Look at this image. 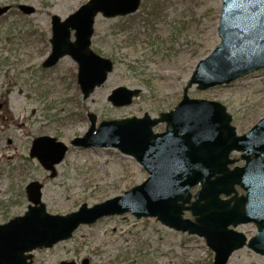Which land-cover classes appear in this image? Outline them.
Wrapping results in <instances>:
<instances>
[{"label":"rangeland","instance_id":"obj_1","mask_svg":"<svg viewBox=\"0 0 264 264\" xmlns=\"http://www.w3.org/2000/svg\"><path fill=\"white\" fill-rule=\"evenodd\" d=\"M86 1L0 0V6L9 5L0 16V223L24 213V187L31 180L43 184L41 200L51 214H66L82 203L92 206L141 183L147 172L133 157L115 148H82L69 141L85 133L89 113L96 115L98 124L144 113L155 117L172 109L197 61L220 41V0H174L164 8L165 20L148 30L139 22L141 8L133 13L134 21L98 15L90 46L113 61V70L83 100L75 61L64 56L46 69L40 63L50 50V16L64 19ZM20 4L34 7V12L23 14ZM123 25L134 26L135 32L161 33L166 43L153 45L152 51L141 44L124 46L118 32ZM170 29L179 34L173 41L168 38ZM117 86L139 87L141 93L129 106L114 107L106 97ZM188 95L222 103L236 133L243 134L264 115V69L206 90L192 86ZM163 129V123L154 127ZM39 135L68 146L54 177L28 155L32 139ZM184 216L191 217L188 212ZM236 230L247 238L256 232L252 223ZM84 258L99 264H210L213 252L201 237L170 229L155 217L138 219L124 213L80 225L71 238L39 252L36 264ZM225 264H264V256L242 247Z\"/></svg>","mask_w":264,"mask_h":264},{"label":"water","instance_id":"obj_2","mask_svg":"<svg viewBox=\"0 0 264 264\" xmlns=\"http://www.w3.org/2000/svg\"><path fill=\"white\" fill-rule=\"evenodd\" d=\"M140 1L87 0L63 20L51 15V51L42 67L69 56L77 64L76 82L86 99L113 69L109 58L90 48L95 17L100 13L105 18L132 14ZM220 1V42L196 63L176 106L158 117L144 113L141 117L102 120L97 127L96 116L89 113L86 132L70 140L71 145L84 148H117L134 157L147 178L121 195L90 207L82 203L63 215L46 211L41 201L42 184L30 181L24 188L26 211L0 223V264H31L34 249L70 238L81 224L126 212L136 218L156 217L171 229L203 237L214 253L211 264H225L231 253L244 245L264 255V116L249 131L236 136L224 105L187 94L194 84L205 90L264 68V0ZM7 9L0 7V15ZM19 9L24 14L34 11L25 4ZM140 91L118 86L107 101L114 107L128 106ZM162 122L164 131L154 132L153 127ZM66 150L67 145L55 137L42 135L31 141L29 157L36 158L49 171L48 176L54 177L55 165ZM232 150L243 152V166L229 169L228 164L234 162L228 157ZM197 184L200 187L192 195L189 190ZM234 185L240 186L244 195L237 196ZM221 194L228 198L221 199ZM184 211H189L192 219L184 218ZM249 222L255 224L257 232L247 242L242 232L229 227Z\"/></svg>","mask_w":264,"mask_h":264},{"label":"trees","instance_id":"obj_3","mask_svg":"<svg viewBox=\"0 0 264 264\" xmlns=\"http://www.w3.org/2000/svg\"><path fill=\"white\" fill-rule=\"evenodd\" d=\"M172 2H174V0H143L140 5L143 14L139 18V22L143 24L142 27H146L148 30V28L152 27L154 23H162L166 18L164 8L166 4ZM128 19L134 21V16H127V19L123 18V21ZM133 28L134 26L123 25L118 29L119 34L123 36L121 39H118L124 43V46H136L141 44V46L144 48H148L150 51H152L153 45L160 43L162 46V44L166 43V41H164V35L161 37V33L152 35L153 31H150L148 34L144 31L143 33L140 31L135 32ZM153 29L154 28H152V30ZM113 34H117V31H115ZM178 36L179 34L177 32L170 29V32L168 33L169 41L175 40ZM20 194L23 193L20 192L19 195Z\"/></svg>","mask_w":264,"mask_h":264},{"label":"flooded vegetation","instance_id":"obj_4","mask_svg":"<svg viewBox=\"0 0 264 264\" xmlns=\"http://www.w3.org/2000/svg\"><path fill=\"white\" fill-rule=\"evenodd\" d=\"M235 134H236V136H238V134L236 133V131H235ZM8 142H10V140H8ZM233 152H238L240 155H239V157L238 158H233L232 156H231V154L233 153ZM243 153H241V152H239V151H237V150H232L230 153H229V155H228V157H229V159H232V160H234V162L233 163H231V164H228V167H229V169L230 168H234V167H236V166H243L244 164H245V159H243V158H241V155H242ZM242 162L241 164H237V162ZM197 188H198V186H195V187H193L191 190H192V192H195L196 190H197ZM237 190L238 191V196L239 195H244V193H243V191L240 189V188H238V186L237 185H234V190ZM223 196H225V195H220V197H223ZM233 203V202H232ZM231 203V204H232ZM51 248H53V246L52 247H50V248H41V249H36V250H34L33 251V254H32V264H36V255L39 253V252H42V251H46V250H49V249H51ZM88 260H87V264H99L98 262H96V263H94L93 261H91L89 258H87ZM62 259H60V260H58L55 264H59L60 263V261H61ZM66 260V259H65ZM68 260H74L75 262H76V264H81L80 262H81V260L80 261H78V260H75V259H68Z\"/></svg>","mask_w":264,"mask_h":264}]
</instances>
